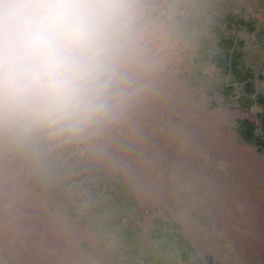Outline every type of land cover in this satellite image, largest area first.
Segmentation results:
<instances>
[{"label":"rangeland","instance_id":"374dc122","mask_svg":"<svg viewBox=\"0 0 264 264\" xmlns=\"http://www.w3.org/2000/svg\"><path fill=\"white\" fill-rule=\"evenodd\" d=\"M147 7L166 43L118 119L88 139L0 146V264H264V163L226 133L264 154L238 132L264 102V0ZM229 15L253 23L238 32L241 85L216 42Z\"/></svg>","mask_w":264,"mask_h":264},{"label":"clouds","instance_id":"9594fccd","mask_svg":"<svg viewBox=\"0 0 264 264\" xmlns=\"http://www.w3.org/2000/svg\"><path fill=\"white\" fill-rule=\"evenodd\" d=\"M166 36L147 0H0V146L88 139L135 97Z\"/></svg>","mask_w":264,"mask_h":264},{"label":"trees","instance_id":"16d2710c","mask_svg":"<svg viewBox=\"0 0 264 264\" xmlns=\"http://www.w3.org/2000/svg\"><path fill=\"white\" fill-rule=\"evenodd\" d=\"M247 26L248 30L251 31L253 28V23L251 21H245L241 16L238 15H229L227 16L226 27L221 32H215L217 46L222 52V64H224L228 73L233 77L232 84L241 85L245 83L247 77L240 75V66L238 64V58L235 54L237 47L242 46V40L239 39L238 32L244 27ZM237 42V44H236ZM239 105L248 107L251 103L244 102L243 98H239ZM261 103V111L258 114V125L253 124L248 120H243L239 122L238 132L246 142H254L264 148V102ZM258 129L259 134L256 133ZM116 226V224H114ZM128 236L133 238V230L131 232L124 231ZM123 232H121L122 234ZM131 234V235H130ZM147 253V250H144ZM189 264H202L199 260H194L189 262Z\"/></svg>","mask_w":264,"mask_h":264},{"label":"bare ground","instance_id":"6f19581e","mask_svg":"<svg viewBox=\"0 0 264 264\" xmlns=\"http://www.w3.org/2000/svg\"><path fill=\"white\" fill-rule=\"evenodd\" d=\"M160 94V93H159ZM163 95V94H162ZM169 95V94H168ZM167 95V96H168ZM179 95V94H178ZM136 96V95H135ZM164 96V95H163ZM173 95L171 94V97H172ZM173 98V97H172ZM135 99V98H134ZM141 100V99H140ZM134 101V100H133ZM169 101H171V100H169ZM185 102H186V100H184ZM131 102V101H130ZM141 103V102H140ZM155 102H153V104H154ZM165 103V102H164ZM129 104V103H128ZM144 104V103H143ZM143 104H142V106H143ZM155 105V104H154ZM162 105V104H161ZM167 105V104H166ZM135 106V105H134ZM141 106V105H140ZM145 106V105H144ZM154 107V106H153ZM169 107V106H168ZM167 107V108H168ZM171 107H172V105H171ZM178 108H180V107H177V109H176V111L177 112H179V109ZM194 108H196V107H194ZM144 109H146L145 107H144ZM155 109V108H154ZM153 109V110H154ZM160 109V108H159ZM184 109V108H183ZM153 110H152V114H153ZM133 111V110H132ZM148 111V110H147ZM155 111V110H154ZM167 111H170V110H167ZM172 111V110H171ZM184 111V110H183ZM189 111V110H188ZM195 111V110H194ZM145 112H146V110H145ZM181 112V111H180ZM148 113V112H147ZM149 113H150V111H149ZM158 113V112H157ZM165 113V112H164ZM195 113V112H194ZM193 113V114H194ZM144 114V113H143ZM151 114V115H152ZM166 114V113H165ZM169 114V113H168ZM173 114H175V113H173ZM154 115V114H153ZM198 115V114H197ZM120 116V115H119ZM179 116V115H178ZM180 117V116H179ZM179 117H178V119H179ZM190 117V116H189ZM193 117H194V115H193ZM196 117V116H195ZM138 118V117H137ZM155 118H156V116H155ZM188 118V117H187ZM175 119V118H174ZM181 119V118H180ZM198 119H200V118H198ZM187 120V119H186ZM193 120V119H192ZM131 121V120H130ZM171 121V120H170ZM194 121V120H193ZM157 122V121H156ZM185 122V121H184ZM204 122V121H203ZM161 123V122H160ZM174 123H175V120H174ZM188 123V122H187ZM198 123V122H197ZM131 124V123H130ZM137 124V123H136ZM155 124V123H154ZM201 123L199 122V125H200ZM159 125V124H158ZM129 126V125H128ZM170 126V125H169ZM201 126V125H200ZM208 125H206L205 127H207ZM212 126V125H211ZM213 126H214V124H213ZM156 127V126H155ZM176 127V126H175ZM198 127V126H197ZM204 127V128H205ZM135 128V127H134ZM163 128V127H162ZM217 128V127H216ZM198 129H200L199 127H198ZM203 129V128H202ZM201 130V129H200ZM209 130V129H208ZM196 131H198V130H196ZM161 132V131H160ZM204 132V131H203ZM210 132V131H209ZM213 132V131H212ZM226 133L229 135V142L233 145V147H235L236 148V150H237V152H239L240 154H242V155H244V158H246V156H254V157H257V159H258V161L259 162H262V163H264V154H262V155H260V154H258V153H256L255 152V149L253 148V147H249V146H247V145H245V144H238L237 142H236V137H237V135H236V133L235 132H231V131H226ZM189 135V134H188ZM197 135V134H196ZM210 135V134H209ZM177 136V135H176ZM192 136V135H191ZM213 136V135H212ZM211 136V137H212ZM193 137H195V136H193ZM200 137V136H199ZM198 137V138H199ZM204 137V136H203ZM197 138V137H196ZM195 138V139H196ZM192 139V138H191ZM215 139H217V138H215ZM206 140V139H205ZM189 141H190V139H189ZM211 141V140H210ZM136 142V141H135ZM134 142V143H135ZM188 142V141H187ZM206 142H208V141H206ZM214 142V141H213ZM218 142V141H217ZM189 143V142H188ZM190 144V143H189ZM216 144V143H215ZM220 144V143H219ZM137 145V144H136ZM209 145V144H208ZM151 146V145H150ZM190 146V145H189ZM207 146V145H206ZM211 146V145H210ZM137 147H138V145H137ZM147 147V146H146ZM155 147V146H154ZM195 148V147H194ZM205 148V147H204ZM215 148V147H214ZM213 149V148H212ZM220 149V148H219ZM147 150V149H146ZM181 150V149H180ZM194 150H196V149H194ZM235 150V151H236ZM182 151V150H181ZM162 152V151H161ZM236 152V153H237ZM149 153H151V152H149ZM148 153V154H149ZM163 153V152H162ZM186 153V152H185ZM147 154V155H148ZM198 154V153H197ZM237 155V154H236ZM120 156V155H119ZM239 156V155H238ZM128 157V156H127ZM142 157V156H141ZM159 157H160V155H159ZM242 157V156H241ZM125 158V157H124ZM129 158V157H128ZM243 158V157H242ZM120 159V158H119ZM249 159V158H248ZM251 159V158H250ZM122 160V159H121ZM233 160V159H232ZM231 160V161H232ZM244 161V160H243ZM179 162H180V160H179ZM188 162V161H187ZM255 162H256V160H255ZM158 163V162H157ZM183 163V162H182ZM240 163V162H239ZM242 163V162H241ZM254 163V162H253ZM159 164H160V162H159ZM162 164V163H161ZM166 164V163H165ZM164 164V166H166ZM174 165V164H173ZM235 165V164H234ZM259 165V164H258ZM238 166H239V164H238ZM176 167V166H175ZM236 167V166H235ZM242 167V166H241ZM168 168V167H167ZM161 169V168H160ZM188 169V168H187ZM168 170V169H167ZM178 170V169H177ZM186 170V169H185ZM161 171V170H160ZM180 171V170H179ZM170 172V171H169ZM164 173V172H163ZM166 173V172H165ZM184 174V173H183ZM195 176V175H194ZM213 176V175H212ZM211 176V177H212ZM219 178V177H218ZM150 179V178H149ZM158 179V178H157ZM215 179H217V178H215ZM242 180V179H241ZM157 181V180H156ZM209 181V180H208ZM150 182V181H149ZM207 183V182H206ZM227 183V182H226ZM215 185V184H214ZM224 186V185H223ZM211 187V186H210ZM215 190V189H214ZM213 190V191H214ZM211 191V190H210ZM215 192V191H214ZM212 194V193H211ZM210 194V195H211ZM215 196V195H214ZM251 202V201H250ZM259 202V201H258ZM256 206V205H255ZM259 208H262L261 206L259 207ZM257 209V208H256ZM248 210V209H247ZM260 211H261V209H260ZM252 212H254V211H252ZM258 214H259V212H258ZM247 215H249V214H247ZM251 217V216H250ZM253 217V216H252ZM230 218V217H229ZM261 220V219H260ZM258 221H259V219H258ZM263 223V222H262ZM250 224H252V223H250ZM256 225V224H255ZM250 226V225H249ZM261 226H262V224H261ZM264 226V225H263ZM230 227V226H229ZM263 228V227H262ZM249 230V229H248ZM262 233H264V232H262ZM249 235V234H248ZM252 236V235H251ZM260 238V237H259ZM264 238V237H263ZM262 238V239H263ZM248 239V238H247ZM255 238L253 237L252 238V240H254ZM259 241V240H258ZM256 242V241H255ZM253 243V242H252ZM261 244V243H260ZM255 247V246H254ZM258 247H260V246H258ZM262 247V246H261ZM260 249V248H259Z\"/></svg>","mask_w":264,"mask_h":264}]
</instances>
